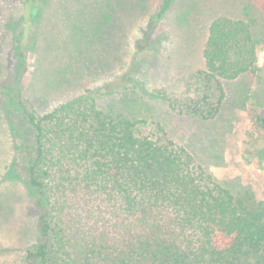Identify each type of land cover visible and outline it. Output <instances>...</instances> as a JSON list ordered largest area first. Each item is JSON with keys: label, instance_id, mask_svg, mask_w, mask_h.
<instances>
[{"label": "trees", "instance_id": "16d2710c", "mask_svg": "<svg viewBox=\"0 0 264 264\" xmlns=\"http://www.w3.org/2000/svg\"><path fill=\"white\" fill-rule=\"evenodd\" d=\"M52 1L20 0L33 46ZM173 2L163 0L159 20ZM257 15L243 4L239 18L211 22L195 88L169 102L178 114L214 119L226 97L222 81L260 71ZM17 45L21 53L19 37ZM12 101L24 130L16 161L38 211L39 238L25 264H264V204L233 193L161 126L137 132V123L92 98L44 114L20 88ZM255 118L264 131V116Z\"/></svg>", "mask_w": 264, "mask_h": 264}, {"label": "rangeland", "instance_id": "374dc122", "mask_svg": "<svg viewBox=\"0 0 264 264\" xmlns=\"http://www.w3.org/2000/svg\"><path fill=\"white\" fill-rule=\"evenodd\" d=\"M162 2L53 0L33 46L31 14L20 0H0V264H25L39 238L38 211L16 161L24 137L12 101L19 88L40 114L84 97L142 134L161 126L233 193L264 204V131L255 118L264 116V46L260 71L222 81L226 97L214 119L180 115L169 104L195 88L211 22L239 18L249 4L263 25L264 0H174L159 20Z\"/></svg>", "mask_w": 264, "mask_h": 264}]
</instances>
